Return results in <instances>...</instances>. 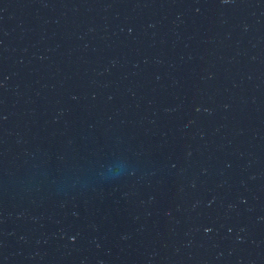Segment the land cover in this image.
<instances>
[{
    "label": "water",
    "instance_id": "water-1",
    "mask_svg": "<svg viewBox=\"0 0 264 264\" xmlns=\"http://www.w3.org/2000/svg\"><path fill=\"white\" fill-rule=\"evenodd\" d=\"M0 264H264V0H0Z\"/></svg>",
    "mask_w": 264,
    "mask_h": 264
}]
</instances>
